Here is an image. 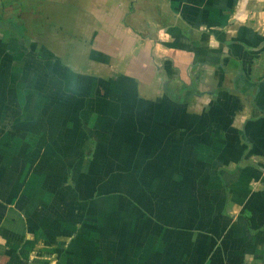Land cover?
<instances>
[{"label":"crops","instance_id":"crops-1","mask_svg":"<svg viewBox=\"0 0 264 264\" xmlns=\"http://www.w3.org/2000/svg\"><path fill=\"white\" fill-rule=\"evenodd\" d=\"M0 264H264V0H0Z\"/></svg>","mask_w":264,"mask_h":264}]
</instances>
